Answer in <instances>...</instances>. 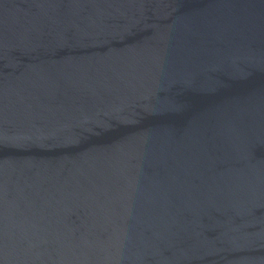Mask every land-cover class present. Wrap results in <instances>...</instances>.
Here are the masks:
<instances>
[{"label": "water", "instance_id": "obj_1", "mask_svg": "<svg viewBox=\"0 0 264 264\" xmlns=\"http://www.w3.org/2000/svg\"><path fill=\"white\" fill-rule=\"evenodd\" d=\"M0 264H264V0H0Z\"/></svg>", "mask_w": 264, "mask_h": 264}]
</instances>
